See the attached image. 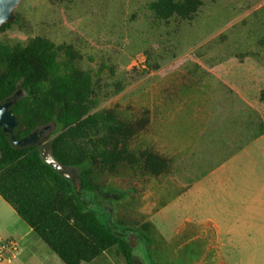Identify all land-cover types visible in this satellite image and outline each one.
Segmentation results:
<instances>
[{
	"label": "rangeland",
	"instance_id": "1",
	"mask_svg": "<svg viewBox=\"0 0 264 264\" xmlns=\"http://www.w3.org/2000/svg\"><path fill=\"white\" fill-rule=\"evenodd\" d=\"M156 0H21L0 45L41 37L72 46L99 105L149 120L130 143L140 160L97 174L88 198L127 229L138 264H264V0H200L192 20H157ZM28 226L0 196V223ZM144 236L146 238H144ZM25 264H64L31 233ZM88 264H126L113 247Z\"/></svg>",
	"mask_w": 264,
	"mask_h": 264
},
{
	"label": "trees",
	"instance_id": "2",
	"mask_svg": "<svg viewBox=\"0 0 264 264\" xmlns=\"http://www.w3.org/2000/svg\"><path fill=\"white\" fill-rule=\"evenodd\" d=\"M201 5L200 0H156L149 10L164 22L192 20ZM77 56L72 46L41 37L27 45H0V104L18 95L12 112L21 122L9 134L0 127V196L64 264L91 263L113 247L126 264H138L128 230L107 225L88 198L102 192L97 174H114L139 160L159 174L164 163L130 149L149 120L125 119L114 109L95 111L94 77ZM262 134L264 127L256 138ZM27 138L28 145L17 143Z\"/></svg>",
	"mask_w": 264,
	"mask_h": 264
},
{
	"label": "water",
	"instance_id": "3",
	"mask_svg": "<svg viewBox=\"0 0 264 264\" xmlns=\"http://www.w3.org/2000/svg\"><path fill=\"white\" fill-rule=\"evenodd\" d=\"M20 2L21 0H0V29L4 24L13 22L15 20L14 10L17 8ZM18 97L19 96L16 95L14 98H11L5 103L0 104V127H2L8 134L21 127V122L12 112V106ZM35 139L37 140V138ZM30 140L31 138H27L25 140L18 141L17 143L20 145H28ZM45 147V149H47L50 153L48 147ZM69 178L75 184L77 191H80V184L74 180L72 175H69Z\"/></svg>",
	"mask_w": 264,
	"mask_h": 264
},
{
	"label": "built area",
	"instance_id": "4",
	"mask_svg": "<svg viewBox=\"0 0 264 264\" xmlns=\"http://www.w3.org/2000/svg\"><path fill=\"white\" fill-rule=\"evenodd\" d=\"M22 253L21 241L0 234V264H24L19 262Z\"/></svg>",
	"mask_w": 264,
	"mask_h": 264
},
{
	"label": "crops",
	"instance_id": "5",
	"mask_svg": "<svg viewBox=\"0 0 264 264\" xmlns=\"http://www.w3.org/2000/svg\"><path fill=\"white\" fill-rule=\"evenodd\" d=\"M262 136H264V134H262L260 137H262ZM260 137H258V138H260ZM258 138H256L255 140H257ZM13 211L15 212L14 209H13ZM15 214H17V213L15 212ZM16 224H19L18 221H16V219H14V221L7 223V224L0 223V234L5 236V237H15V238L19 239L22 243V241L25 240L26 237L31 235V233L33 231L31 230V228L28 227L27 231L21 236L14 229ZM19 262H22L24 264L26 263L24 258H23V251H22L21 256L19 258Z\"/></svg>",
	"mask_w": 264,
	"mask_h": 264
}]
</instances>
